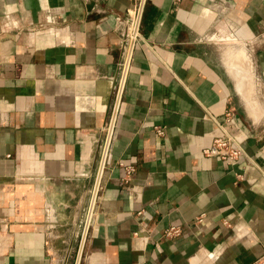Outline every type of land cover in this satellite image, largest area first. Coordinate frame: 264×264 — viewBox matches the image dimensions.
Returning <instances> with one entry per match:
<instances>
[{
	"label": "crops",
	"instance_id": "1",
	"mask_svg": "<svg viewBox=\"0 0 264 264\" xmlns=\"http://www.w3.org/2000/svg\"><path fill=\"white\" fill-rule=\"evenodd\" d=\"M138 3L0 0V264H264V0H146L121 84Z\"/></svg>",
	"mask_w": 264,
	"mask_h": 264
},
{
	"label": "built area",
	"instance_id": "2",
	"mask_svg": "<svg viewBox=\"0 0 264 264\" xmlns=\"http://www.w3.org/2000/svg\"><path fill=\"white\" fill-rule=\"evenodd\" d=\"M145 1L146 0H139V3L137 4V6H135L132 10H129L127 29L124 34L126 54H125L124 62L122 64V75H121V82H120L121 84L123 83L124 81L123 79H125L127 71H128L132 49L134 45L136 44V42L141 37V23H142V15H143V10L145 6ZM234 111H235L234 108H230L226 111L225 124H221V123L219 124V126L223 130V133H224L223 136L216 138L213 142L212 147L206 150V152L208 153L212 151L215 152L218 156H220V158L228 162H232L234 160L239 159L245 153L240 142L232 134H230L227 130V126H230V123L235 118ZM113 126H114V117L110 120V123L107 127V136H106V140L104 144V153H103L102 161L100 165V169L102 166L103 172H104V167H105L106 159H107L108 152H109V146H110L111 139H112ZM155 129L160 135H163L165 132V128L161 126H157ZM103 172H102V176H103ZM102 176H101V180H102ZM238 178H241V175H238ZM100 185H101V182L99 184V188H100ZM98 193H99V190H98ZM181 232L182 230L180 226H170L169 228L165 230V235L168 237H173V236L180 235Z\"/></svg>",
	"mask_w": 264,
	"mask_h": 264
},
{
	"label": "bare ground",
	"instance_id": "3",
	"mask_svg": "<svg viewBox=\"0 0 264 264\" xmlns=\"http://www.w3.org/2000/svg\"><path fill=\"white\" fill-rule=\"evenodd\" d=\"M102 172H103V170H102V166H101V169H100V173H99V181H98V188H99V184H100V182H101V176H102ZM97 188V190L95 191V193H93V199H92V203H91V206H90V210H89V212H88V218H87V221H89L90 222V220L92 219V217H93V214H94V210H95V205H96V200H97V196H98V189ZM88 224V223H87Z\"/></svg>",
	"mask_w": 264,
	"mask_h": 264
},
{
	"label": "rangeland",
	"instance_id": "4",
	"mask_svg": "<svg viewBox=\"0 0 264 264\" xmlns=\"http://www.w3.org/2000/svg\"><path fill=\"white\" fill-rule=\"evenodd\" d=\"M93 196V195H92ZM91 200H92V197H91Z\"/></svg>",
	"mask_w": 264,
	"mask_h": 264
},
{
	"label": "water",
	"instance_id": "5",
	"mask_svg": "<svg viewBox=\"0 0 264 264\" xmlns=\"http://www.w3.org/2000/svg\"><path fill=\"white\" fill-rule=\"evenodd\" d=\"M91 2V1H90ZM245 99V98H244ZM79 264V263H78Z\"/></svg>",
	"mask_w": 264,
	"mask_h": 264
}]
</instances>
